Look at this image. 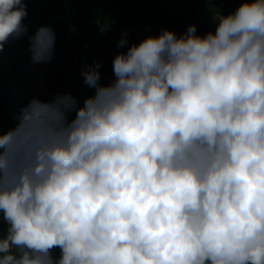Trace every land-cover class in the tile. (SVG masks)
Returning a JSON list of instances; mask_svg holds the SVG:
<instances>
[{
    "label": "clouds",
    "instance_id": "1",
    "mask_svg": "<svg viewBox=\"0 0 264 264\" xmlns=\"http://www.w3.org/2000/svg\"><path fill=\"white\" fill-rule=\"evenodd\" d=\"M26 17L0 0V53ZM213 22L131 44L106 85L93 61L82 105L33 97L0 131V264H264V0ZM55 39L38 28L33 63Z\"/></svg>",
    "mask_w": 264,
    "mask_h": 264
},
{
    "label": "trees",
    "instance_id": "2",
    "mask_svg": "<svg viewBox=\"0 0 264 264\" xmlns=\"http://www.w3.org/2000/svg\"><path fill=\"white\" fill-rule=\"evenodd\" d=\"M47 6L41 5L36 0H26L28 20L33 25L50 27L55 33V46L52 58L46 63H33L31 56L32 37L37 28L28 25V31L20 38H10L0 53V131L7 132L15 127V116L20 109L26 106L33 97L41 101H49L55 95L71 94L82 105L85 98L93 95L94 89L84 82L82 70L99 62L94 56L85 50L83 41L78 34L79 30L86 38L81 23L67 11L58 0H53L71 19L77 30L73 27L59 10L51 5L48 0ZM158 1L159 17L158 26L162 30L168 29L173 32L182 31L184 27L183 17L174 10L164 6V0ZM232 11L234 8L230 2ZM239 6L240 0H235ZM114 17L131 23L149 25L155 27L154 2L153 0H115ZM197 34L205 35L209 30L204 25H198ZM99 55V53L97 52ZM101 64L99 69L101 84H109L114 79L113 70ZM74 113L70 114L71 118ZM6 235L7 223L0 225ZM58 256V252H54Z\"/></svg>",
    "mask_w": 264,
    "mask_h": 264
},
{
    "label": "built area",
    "instance_id": "3",
    "mask_svg": "<svg viewBox=\"0 0 264 264\" xmlns=\"http://www.w3.org/2000/svg\"><path fill=\"white\" fill-rule=\"evenodd\" d=\"M66 0H61L62 6L69 11L77 20L81 23L83 32L86 34V40L88 45L102 57L105 61L113 65L114 57L120 52H126L127 47L131 44H139L147 36H154L153 29L149 25L131 24L123 22L116 17L105 18L103 16L92 14V15H78L69 3H65ZM184 1V0H181ZM196 2V0H190ZM216 12L221 15H225V9L228 12H233L229 6L227 0H216ZM173 9H178L174 7ZM174 10V11H176ZM28 25H31L38 29L37 26L33 25L28 20L23 21ZM109 25L107 31L101 32V28ZM200 25V24H198ZM195 24V26H198ZM202 25V24H201ZM127 32L128 44L123 47H117L118 41L121 39L122 34Z\"/></svg>",
    "mask_w": 264,
    "mask_h": 264
},
{
    "label": "rangeland",
    "instance_id": "4",
    "mask_svg": "<svg viewBox=\"0 0 264 264\" xmlns=\"http://www.w3.org/2000/svg\"><path fill=\"white\" fill-rule=\"evenodd\" d=\"M58 1L61 2V0ZM36 2L47 6L45 0H36ZM65 3H69L78 15L97 14L105 18L114 16L115 0H66ZM216 5L217 1L214 2V0H197L196 4L194 2L182 3L180 0H164L166 8L176 10L173 8L178 7L175 12L183 17L185 28L182 31L175 32L177 36L182 35L188 26L193 24H202L209 31L215 32L217 24L213 22V16L216 12ZM228 9H225V15L229 13Z\"/></svg>",
    "mask_w": 264,
    "mask_h": 264
},
{
    "label": "water",
    "instance_id": "5",
    "mask_svg": "<svg viewBox=\"0 0 264 264\" xmlns=\"http://www.w3.org/2000/svg\"><path fill=\"white\" fill-rule=\"evenodd\" d=\"M48 2L53 5L54 7H56L59 12L67 19V21L72 25V27L75 28V30H77V28L75 27V25L73 24V22L71 21V19L66 15V13L53 1V0H48ZM154 2V16H155V27H154V36H158L160 34L159 31V26H158V17H159V9H158V1L157 0H153ZM234 10L237 8L236 6V2L235 0H230ZM78 31L79 36L81 37L82 41H83V46L85 48L86 51H88L92 56H94L99 62H101L102 64L106 65L108 68L113 70V65L108 63L107 61H105L102 57H100L89 45L88 42L86 40V38L82 35V33Z\"/></svg>",
    "mask_w": 264,
    "mask_h": 264
},
{
    "label": "crops",
    "instance_id": "6",
    "mask_svg": "<svg viewBox=\"0 0 264 264\" xmlns=\"http://www.w3.org/2000/svg\"><path fill=\"white\" fill-rule=\"evenodd\" d=\"M181 1V0H180ZM216 0H214V2H215ZM182 3H184V2H191L192 3V1H189V0H184V1H181ZM195 4L197 3V0H196V2H194ZM214 5V4H213Z\"/></svg>",
    "mask_w": 264,
    "mask_h": 264
}]
</instances>
